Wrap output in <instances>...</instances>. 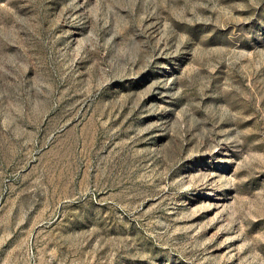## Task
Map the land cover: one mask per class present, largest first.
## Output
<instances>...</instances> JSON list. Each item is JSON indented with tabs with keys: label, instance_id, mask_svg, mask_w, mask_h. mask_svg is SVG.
Listing matches in <instances>:
<instances>
[{
	"label": "rangeland",
	"instance_id": "1",
	"mask_svg": "<svg viewBox=\"0 0 264 264\" xmlns=\"http://www.w3.org/2000/svg\"><path fill=\"white\" fill-rule=\"evenodd\" d=\"M0 264H264V0H0Z\"/></svg>",
	"mask_w": 264,
	"mask_h": 264
}]
</instances>
